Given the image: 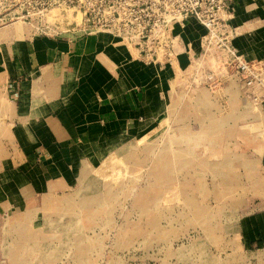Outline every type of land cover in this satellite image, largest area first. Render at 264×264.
Returning a JSON list of instances; mask_svg holds the SVG:
<instances>
[{
	"label": "rangeland",
	"instance_id": "374dc122",
	"mask_svg": "<svg viewBox=\"0 0 264 264\" xmlns=\"http://www.w3.org/2000/svg\"><path fill=\"white\" fill-rule=\"evenodd\" d=\"M210 66L169 78L151 133L0 213V264H264V100Z\"/></svg>",
	"mask_w": 264,
	"mask_h": 264
},
{
	"label": "crops",
	"instance_id": "0c3cea01",
	"mask_svg": "<svg viewBox=\"0 0 264 264\" xmlns=\"http://www.w3.org/2000/svg\"><path fill=\"white\" fill-rule=\"evenodd\" d=\"M235 8L234 46L264 62V0H237ZM15 28L0 35L2 214L24 205L34 184L100 161L124 138L151 133L164 115L160 93L197 54L204 33L189 18L176 30L186 52L157 69L106 34L28 37L23 29L19 37Z\"/></svg>",
	"mask_w": 264,
	"mask_h": 264
},
{
	"label": "built area",
	"instance_id": "2783aa9c",
	"mask_svg": "<svg viewBox=\"0 0 264 264\" xmlns=\"http://www.w3.org/2000/svg\"><path fill=\"white\" fill-rule=\"evenodd\" d=\"M237 0H0V29L23 23L24 35L106 34L135 50L145 65L163 69L186 52L176 30L193 18L203 29L187 69L234 80L250 101L264 100V62L247 59L233 44ZM75 12L79 19L58 20ZM188 54V53H187Z\"/></svg>",
	"mask_w": 264,
	"mask_h": 264
}]
</instances>
